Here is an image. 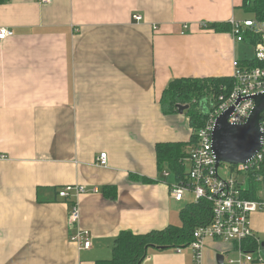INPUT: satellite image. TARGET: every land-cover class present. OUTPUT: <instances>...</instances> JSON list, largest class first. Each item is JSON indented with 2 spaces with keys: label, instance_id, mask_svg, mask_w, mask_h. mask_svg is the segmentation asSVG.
I'll return each mask as SVG.
<instances>
[{
  "label": "crops",
  "instance_id": "1",
  "mask_svg": "<svg viewBox=\"0 0 264 264\" xmlns=\"http://www.w3.org/2000/svg\"><path fill=\"white\" fill-rule=\"evenodd\" d=\"M250 17L242 0L0 5V27L13 32L0 41V264H96L122 231L179 226L184 201L170 196L155 147L186 143L191 129L163 92L176 79L230 78L233 61L252 58L229 22ZM66 186L86 192L65 202ZM72 201L89 249L69 239ZM250 225L261 246L264 209ZM232 247L207 240L201 264H236ZM141 264H193V251L151 249Z\"/></svg>",
  "mask_w": 264,
  "mask_h": 264
},
{
  "label": "built area",
  "instance_id": "2",
  "mask_svg": "<svg viewBox=\"0 0 264 264\" xmlns=\"http://www.w3.org/2000/svg\"><path fill=\"white\" fill-rule=\"evenodd\" d=\"M50 0H44L49 2ZM43 2V1H42ZM135 22H141L140 15L133 16ZM230 33L236 43H247L248 35L254 43L248 44L253 49L252 60L264 64V22L252 19L229 22ZM155 28V27H154ZM186 28V25L183 26ZM13 36L6 27H0V41ZM233 73L230 91L212 96L209 108L205 112L203 123L192 131L193 142L182 160L185 178L179 182L168 181L170 196L176 202H185L192 198V203L205 200L211 206V218L208 224L199 226L193 231L192 241L178 252L188 248L193 251V264H201L203 249L207 240L231 244L237 254L236 260L228 263L264 264V254L259 241L255 238L250 225V216L264 209V119L261 122L262 143L259 151L252 160L245 164L230 165L220 163L216 167L215 156L212 152V132L216 120L229 109H232L227 122L230 125H243L247 121L254 103L250 97L264 93V66H245L240 61L232 62ZM225 90V87L222 88ZM215 99L212 100V98ZM185 160V163H184ZM97 164L106 167V154L101 153ZM169 179L168 172L163 173ZM96 189H93L95 192ZM84 186H66L57 192L59 199L68 201L70 195L84 194ZM255 193V199H247L246 195ZM80 212L77 204L69 203L68 221L71 233L69 239L81 249H89L90 238L87 231L75 228L79 221ZM256 243L252 252L243 250V243L248 240Z\"/></svg>",
  "mask_w": 264,
  "mask_h": 264
},
{
  "label": "trees",
  "instance_id": "3",
  "mask_svg": "<svg viewBox=\"0 0 264 264\" xmlns=\"http://www.w3.org/2000/svg\"><path fill=\"white\" fill-rule=\"evenodd\" d=\"M9 0H0V5ZM242 9L251 17L249 19L264 22V0H242ZM216 30L222 29V25H212ZM248 44H253L248 35L245 36ZM242 65L251 67H263L264 64L252 59L240 61ZM232 78L209 79H176L171 81L163 92V103L170 111L178 113L176 105H187L183 112L188 117V125L191 129L189 141L186 143L157 144L155 147L157 168L163 173L168 172L170 181L179 182L185 178V168L182 160L187 156L188 149L193 142L192 131L203 123L205 112L209 108L208 96H215L230 91ZM225 87V90L222 88ZM247 199H255L254 192L246 195ZM211 218V206L205 200L197 203H188L179 211V226H167L162 230H154L145 234H133L122 231L117 236L112 248L110 260L98 261L96 264H141L148 255V251L167 250L186 247L191 241L193 231L209 223ZM256 249V243L248 240L243 243V250L252 252Z\"/></svg>",
  "mask_w": 264,
  "mask_h": 264
},
{
  "label": "water",
  "instance_id": "4",
  "mask_svg": "<svg viewBox=\"0 0 264 264\" xmlns=\"http://www.w3.org/2000/svg\"><path fill=\"white\" fill-rule=\"evenodd\" d=\"M253 109L243 125H230L227 122L232 109L222 114L215 122L212 132V152L216 167L220 163L230 165L245 164L253 159L262 143L261 122L264 119V93L256 94ZM179 114L188 109L187 105H176ZM264 247V243L261 244ZM217 263H223V256L216 257Z\"/></svg>",
  "mask_w": 264,
  "mask_h": 264
},
{
  "label": "rangeland",
  "instance_id": "5",
  "mask_svg": "<svg viewBox=\"0 0 264 264\" xmlns=\"http://www.w3.org/2000/svg\"><path fill=\"white\" fill-rule=\"evenodd\" d=\"M248 14V13H246ZM250 16V15H249ZM243 44V43H242ZM243 48H244V56L248 57V58H252L253 57V49L250 45H248V43H244L243 44ZM212 96H215L214 94H211L210 96H208V99H210ZM216 97V96H215ZM215 97L212 98L215 99ZM189 150V149H188ZM185 163V160H184ZM185 170H188V166H184ZM188 201L183 202L184 205L188 204V203H192V198L187 199ZM264 252V251H263ZM264 254V253H263Z\"/></svg>",
  "mask_w": 264,
  "mask_h": 264
}]
</instances>
